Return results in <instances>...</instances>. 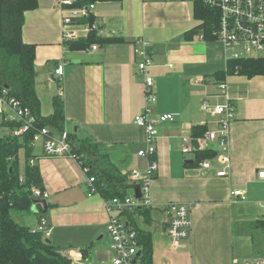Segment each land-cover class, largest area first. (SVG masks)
Wrapping results in <instances>:
<instances>
[{"label": "crops", "instance_id": "obj_1", "mask_svg": "<svg viewBox=\"0 0 264 264\" xmlns=\"http://www.w3.org/2000/svg\"><path fill=\"white\" fill-rule=\"evenodd\" d=\"M95 14L101 25L99 36L122 42L99 45L93 52L71 51L64 45L56 0H39L38 8L25 12L23 41L35 46L41 115L52 116L60 100L65 129L95 143L105 157L103 167L115 174L145 169L149 160L139 152L146 147V132L134 119L143 112L146 99L134 51L138 40L149 42L157 94L151 109L155 115L173 114L175 121L158 127L159 170L152 185V209L115 216L129 221L140 236L151 237L153 264H255V258L264 257V180L258 177L264 171V77L226 78L236 108L229 175L217 176L221 168L217 143L210 144L216 152L211 159L214 169L201 173L183 155L182 137L201 138L218 128L219 117L203 111L202 104L207 101L216 106L225 101L218 80L227 65L222 44L200 36L193 41L183 39L199 25L193 1L97 3ZM61 64L65 75L60 96L55 70ZM205 128L203 135H195ZM32 148L49 197L43 199L48 204L45 215L33 201L30 228L45 219L51 228L49 240L71 263L72 258L110 262L113 253L104 197L88 195L87 177L77 161L46 157L42 142ZM234 189L246 190V199L233 197ZM170 203L192 206V230L183 250L173 249L167 235Z\"/></svg>", "mask_w": 264, "mask_h": 264}, {"label": "built area", "instance_id": "obj_2", "mask_svg": "<svg viewBox=\"0 0 264 264\" xmlns=\"http://www.w3.org/2000/svg\"><path fill=\"white\" fill-rule=\"evenodd\" d=\"M62 14V33L64 41H78L87 38L91 33L99 35L101 25L95 14L96 4L88 7H73L76 0H56ZM175 1V0H165ZM201 3L210 9H218L219 26L217 31V41L224 49L227 62L232 59L259 58L264 55V0H200ZM95 14L93 24L83 23L82 20ZM204 39L203 36H200ZM150 44L146 40H138L135 47V57L138 59V71L144 81V91L146 106L143 112L134 119L135 125L143 128L146 132V147L139 152V156L149 160L147 167L143 170L134 169L129 173L122 174L128 183L140 186L141 197L135 193L127 194L123 198L104 199L105 209L109 215L107 231L111 239L110 250L113 257L110 262L95 263L89 260L83 261L81 258H72L71 264H134L140 246V234L124 218L115 214L130 215L138 210L149 211L154 202L152 197V185L157 177L159 164L156 160L158 127L162 124L175 121L173 114L155 115L151 109L157 102L155 83L152 77L154 67L153 59L150 55ZM99 49L98 44L92 45L85 52H93ZM55 75L60 81V96L63 93V82L65 66L61 64L55 70ZM219 88L224 97V103L211 106L207 101L202 104L203 111L213 117H219L218 128L208 131L201 138L193 136H183L182 153L189 156L190 161L196 165L199 172L203 173L214 169L211 159L199 160V152L210 150L211 143H217L220 148L218 154V177H227L230 171V132L231 125L236 119V108L232 103V98L228 93L226 82H220ZM0 116L5 122L21 121L22 126L11 131L10 135L21 138L32 127L35 118L28 108L23 107L16 99L8 98L6 91H0ZM42 142L46 157L71 158L81 166L84 175L87 177L86 187L88 195L100 194L95 177L88 176L89 169L83 165L79 157L73 152L70 141V134L67 129L60 133L52 132L45 127L35 133L32 140V147L36 143ZM31 166L35 165V160H31ZM258 177L264 180V171L258 173ZM23 174L20 177L22 181ZM33 197L36 199H47L49 194L39 189H34ZM232 196L246 199V190L234 189ZM170 217L167 235L171 246L176 250L187 248V242L192 230V206L181 203H170L167 207ZM34 232L43 234L44 239H50L51 228L45 219L37 222ZM255 264H264V257L254 259Z\"/></svg>", "mask_w": 264, "mask_h": 264}, {"label": "trees", "instance_id": "obj_3", "mask_svg": "<svg viewBox=\"0 0 264 264\" xmlns=\"http://www.w3.org/2000/svg\"><path fill=\"white\" fill-rule=\"evenodd\" d=\"M122 0H76L73 7H88L92 4L121 2ZM182 1V0H181ZM193 1L194 17L199 22L183 35L185 41H193L203 36L207 41H217L219 26L218 9L205 7L200 0ZM39 0H0V91H6L8 98L18 100L29 109L35 118L32 127L21 138L11 135L0 138V264H71V261L54 246L43 234L34 232L28 226L20 225L13 212L19 215L30 214L33 209V190L44 191L42 176L38 166H31L32 140L40 129L48 127L52 132L60 133L65 129V112L63 102H55L54 114L50 117L41 115V103L36 91L35 46L23 41L25 12L35 10ZM95 14H91L83 23H94ZM116 38H102L91 33L78 41H64L71 51H85L94 44L119 43ZM239 75L248 78L264 77V55L259 58L232 59L226 69L218 75V80L225 82L228 76ZM3 126L13 131L22 126L21 121L3 122ZM200 130L195 135H203ZM73 152L89 169L88 176L95 177L96 186L106 200L123 198L130 190V184L122 174L102 166L105 161L99 147L77 135L70 134ZM24 150L26 163L21 173L19 153ZM216 152L211 150L199 152V160L213 159ZM23 174L24 179L20 177ZM142 211V210H141ZM144 212V211H142ZM146 212V211H145ZM139 252L134 264H153V248L150 236H140Z\"/></svg>", "mask_w": 264, "mask_h": 264}, {"label": "rangeland", "instance_id": "obj_4", "mask_svg": "<svg viewBox=\"0 0 264 264\" xmlns=\"http://www.w3.org/2000/svg\"><path fill=\"white\" fill-rule=\"evenodd\" d=\"M2 120L3 118L2 116H0V137L1 138L5 137L10 132L9 128L2 125ZM19 161H20V168H21V173H22L24 171V167L26 163V153L24 150L20 151L19 153ZM34 216H35L34 214L31 217L30 214L19 215L18 213L13 212V218L22 226L30 227L31 225H33ZM28 219H31V221L29 222ZM24 221H27V223H25Z\"/></svg>", "mask_w": 264, "mask_h": 264}, {"label": "water", "instance_id": "obj_5", "mask_svg": "<svg viewBox=\"0 0 264 264\" xmlns=\"http://www.w3.org/2000/svg\"><path fill=\"white\" fill-rule=\"evenodd\" d=\"M190 162L192 163V161H190ZM129 188H130V190H133L135 192V194H136V196L138 198L141 197L140 186H138V185H132ZM34 204H35L37 210L41 214L45 215L47 213L48 204H47V201L46 200L36 199V200H34ZM140 256H141V252H138L137 257H140Z\"/></svg>", "mask_w": 264, "mask_h": 264}]
</instances>
